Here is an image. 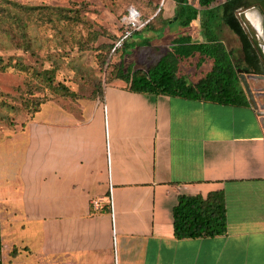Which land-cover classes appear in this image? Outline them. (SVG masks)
I'll return each mask as SVG.
<instances>
[{
    "label": "crops",
    "instance_id": "crops-1",
    "mask_svg": "<svg viewBox=\"0 0 264 264\" xmlns=\"http://www.w3.org/2000/svg\"><path fill=\"white\" fill-rule=\"evenodd\" d=\"M174 15L163 10L164 19ZM246 17L264 53L259 24ZM172 23L138 31L115 62L145 69L182 37L206 41L201 21L179 37ZM223 27L239 38L221 25L224 43ZM188 63L213 65L196 55L178 72ZM92 93L52 97L0 141V237L12 239H2L3 264H264V116L254 103L138 93L120 78ZM216 190L226 194L227 232L177 238L178 196ZM15 246L29 250L11 257Z\"/></svg>",
    "mask_w": 264,
    "mask_h": 264
},
{
    "label": "trees",
    "instance_id": "trees-1",
    "mask_svg": "<svg viewBox=\"0 0 264 264\" xmlns=\"http://www.w3.org/2000/svg\"><path fill=\"white\" fill-rule=\"evenodd\" d=\"M173 1L177 4L176 19L174 16L164 19L161 7L146 26L155 29L157 23L166 25L170 22H179L182 25H189L195 20H200L206 41L191 42L188 38L182 37L154 65L145 69L125 71L122 64L114 62L110 57L114 42L119 36L111 33V39H113L111 43L96 46L97 34H93L94 38L90 48H95L99 52L98 56H100L102 65L107 64V82L111 78L123 79L128 82L131 91L138 93L163 94L230 105H253L242 82L241 73L238 71L242 64H236L233 61L231 50H228L218 36L216 28L226 25L239 37L242 43L243 59L246 63V66L243 64L242 68L246 73L264 74V53L258 46L255 31L246 17V12L253 7L259 8L264 14V0H222L221 2L197 0L202 9L193 5L190 0ZM36 14L41 17L43 15L51 21L54 16L63 22L82 21L78 9L63 6L31 7L16 2L12 7L0 6V22L2 24L8 22L11 24L10 28H15L11 34L17 46L28 49L32 46L27 30L29 23L25 21V17L32 20ZM196 55L203 61L211 59L213 62L211 70L197 81L179 76V63L189 61ZM18 66L23 68L17 58L5 59L0 55V71ZM54 73L55 68L47 69L42 73H37L36 77L46 82V86L62 96L74 98L80 96L67 85L56 82ZM88 96L92 97L93 93ZM42 102L43 100L40 99H26L23 106L33 115L40 110ZM173 216L174 234L177 238L214 237L225 234L228 228L225 191H212L206 196L180 194L173 210ZM1 248L2 239L0 237V251ZM23 250H29V248L15 246L10 256L17 257ZM0 264H3L1 257Z\"/></svg>",
    "mask_w": 264,
    "mask_h": 264
},
{
    "label": "rangeland",
    "instance_id": "rangeland-1",
    "mask_svg": "<svg viewBox=\"0 0 264 264\" xmlns=\"http://www.w3.org/2000/svg\"><path fill=\"white\" fill-rule=\"evenodd\" d=\"M171 1L166 0L165 3L155 1V3L154 0H0L2 7H12L16 2L31 7L63 6L69 9H78L82 17L81 22H63L56 16L51 21L38 14L32 20L25 17V21L29 23L27 30L32 44L29 49L19 47L14 42L11 33L15 28H10V23L2 24L0 22V55L5 59L15 57L23 65V68L9 67L5 71H0V141L16 125L25 127L26 121L33 119L41 111L43 104L50 101L52 97L62 96L46 86V82H42L39 77H36L37 73L55 68L56 82H61L68 87H75L80 96L90 95L92 90L102 86L108 78L107 65H102L100 56H98L99 52L95 48H90L94 38L93 34H97L96 46L111 43L113 39L110 34L119 35L121 19L128 14L131 5H134L144 17L153 18L161 4L163 10H169L173 15L176 12L177 4ZM221 1L218 0V2ZM191 3L202 9L197 0H191ZM248 11L252 21L259 24L258 38L264 46V14L257 7ZM174 18H176L175 15ZM168 28L172 37H179L190 32V27H185L179 22L172 23ZM221 32L226 46L232 52L234 62L241 64L242 51L239 38L230 33L226 27H223ZM140 35L137 32L133 37L139 38ZM116 55L117 52L111 56L114 62ZM156 56H152V60L155 61ZM207 70L208 68L205 66L193 67L188 63L183 65L178 75H189L192 80H196L203 76ZM249 83L254 91L264 87V80L250 79ZM26 99L43 100L40 110L33 115L29 113L23 106ZM254 102L263 105L264 96H256ZM259 109L261 110V107ZM3 208L1 207V210ZM5 223L4 220L6 227ZM0 236L2 237L1 232ZM2 239L5 244L12 241L6 231ZM6 250L7 247L5 252ZM0 257L3 262L2 250Z\"/></svg>",
    "mask_w": 264,
    "mask_h": 264
},
{
    "label": "built area",
    "instance_id": "built-area-1",
    "mask_svg": "<svg viewBox=\"0 0 264 264\" xmlns=\"http://www.w3.org/2000/svg\"><path fill=\"white\" fill-rule=\"evenodd\" d=\"M150 21V18L144 15L136 8H129V12L121 19V32L118 39L114 42L110 57L125 46V43L135 33L141 31ZM107 65V64H106ZM110 206L113 208V188L111 187L109 193ZM95 206L99 207V201H94Z\"/></svg>",
    "mask_w": 264,
    "mask_h": 264
},
{
    "label": "water",
    "instance_id": "water-1",
    "mask_svg": "<svg viewBox=\"0 0 264 264\" xmlns=\"http://www.w3.org/2000/svg\"><path fill=\"white\" fill-rule=\"evenodd\" d=\"M238 71L241 73L242 82H243L248 94L250 95L252 102L254 103L256 108L259 109V107H261L260 114L262 116H264V104L259 105L258 103L254 102L256 96H264V87L259 88V89L254 91V90H252L250 83H249L250 79L264 80V74L246 73L243 68H239Z\"/></svg>",
    "mask_w": 264,
    "mask_h": 264
}]
</instances>
